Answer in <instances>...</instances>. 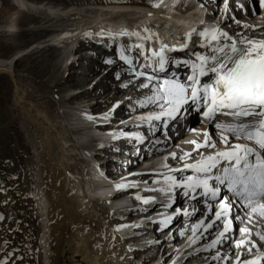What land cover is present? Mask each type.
<instances>
[{"label":"snow or ice","instance_id":"1","mask_svg":"<svg viewBox=\"0 0 264 264\" xmlns=\"http://www.w3.org/2000/svg\"><path fill=\"white\" fill-rule=\"evenodd\" d=\"M200 6L206 11L216 10L218 19L227 23L192 29L178 44L171 46L148 28L143 33L120 29L115 33L101 30L96 35H107L109 48L113 47V37L127 36L130 40L136 37L137 41H143L126 45L115 43L114 56L122 63L113 67L112 58L103 61L111 69L110 74L119 88L138 85L141 91L148 93L136 99L135 103L129 98L134 108L152 109L147 115L137 116L138 121L147 124L148 133L126 131L121 133L122 136L134 137L141 147L152 141L146 149L151 151L167 143L169 129L174 125L179 127L189 111L199 112L203 122L217 130L214 136L208 129H201L202 136L185 141L200 150L196 153L201 157L199 160L193 157L191 162H185L190 150L179 154L175 151L167 153L165 159L171 158L175 164L163 165L167 175L163 172L155 174L165 182L164 187L149 189L166 196L160 207L168 210L164 219L153 221L151 217L147 218L156 225L154 230H167L175 218L189 215L187 207H175L173 197L183 195L186 200L202 204L204 210L198 213L195 207L192 209L200 218L192 217L195 219L191 225L193 235L188 237L191 245L214 252L212 259L217 264H264V202H256L257 198L264 201V38L245 35V29L252 31L256 26L243 19L245 15L264 17V0H207V3L201 0ZM233 24L236 28L231 27ZM133 49L136 50L135 64L134 57L128 54ZM169 50L182 52L183 56L169 58ZM181 68L184 69L183 75L178 71ZM170 69L173 70L171 76ZM124 76L129 77L127 85L120 83ZM121 103L120 100L112 103L103 118L108 119ZM221 117L227 120L221 121ZM87 118L94 117L88 115ZM189 131L197 130L189 128ZM158 132L163 133V140L156 135ZM253 157L255 162H252ZM189 170L192 174L185 175ZM151 182L155 184L157 180ZM133 183H117L116 188L131 187ZM222 186L240 197L239 202L246 210L250 209L252 214L259 212V218L253 222L247 211L244 217L239 210L234 214L235 204L231 198L220 197ZM5 191L0 186V193ZM135 199L142 205L156 203L153 196L136 195ZM141 210L147 211V208ZM205 212H210L206 219ZM4 219L0 213V221ZM237 222L243 235L230 237V226ZM198 228L203 231L198 233ZM178 231L183 237L184 228ZM168 235L173 236L174 233L169 230ZM152 242L148 241L149 244ZM155 242L160 243L159 240ZM226 242L231 246V252L221 251ZM9 258L17 259L14 252L5 251L0 264H12ZM161 264L169 262L162 261ZM171 264H176V261L172 259Z\"/></svg>","mask_w":264,"mask_h":264},{"label":"rangeland","instance_id":"2","mask_svg":"<svg viewBox=\"0 0 264 264\" xmlns=\"http://www.w3.org/2000/svg\"><path fill=\"white\" fill-rule=\"evenodd\" d=\"M15 1L16 0H0V59H10L21 49H24L25 51L23 55H20L19 57H17V59L13 61L10 67L6 66L8 64L0 62L1 70H8L13 74V77H11L8 74L0 73V186H3V188L5 189V183L7 180L10 179L9 172L12 168H16L17 172L19 173H17V176L20 179V182H22L24 177L22 174L25 172L26 169L24 161H28L31 181V187L29 189L31 199L30 213L32 219L42 225V229L39 232L36 228H34V243L36 249L41 252L40 255L42 264H49L47 258V235L49 232L47 226L48 223H46L47 211L43 214L44 207L41 206L43 198L40 199V195H42L44 185L48 181V169L42 168L43 162L40 160L45 149L43 143L44 134L42 135V129L39 128L38 125L32 123L30 118L22 112V109L17 103L15 84L17 85V93L21 95L25 100L24 103L23 101H21V105L27 107V104L31 105L34 102V105L39 106L43 110V113L48 116L50 115L49 118L53 123V126L57 128L58 131L62 132L64 138H68L66 140V146L64 147V153L66 155L65 157L67 161H69L70 166L72 165L71 167L75 170L74 174H77V168H81L80 170H86L87 165H83V160L80 159L81 157L79 155L82 153L80 150L81 148L76 146V142L74 141V138L72 136L73 132L76 130V125L73 123V120L68 119L67 113L71 112V110H74V107L76 106H80V111H87V108L90 107L89 104L91 103L92 98L99 99V104H97L96 106H98L99 108H105L108 106L111 99L118 97L120 101L122 100L125 103V105L124 103H122L116 109L117 112H115L118 115H123L129 111V107L133 106V104L129 103V98H131L133 103H135L136 99L143 97L148 93L146 91H141L138 85L135 88L131 85H128L123 89L119 88L117 82L110 74L111 69L106 67L103 62L104 59L112 58L113 67H115L117 64H121L122 62H120L118 58L114 56L115 43L124 45L125 42H131L135 44L137 43V41L134 40L136 37H132L131 40H128V37L124 36L126 40L122 42L120 40L117 41L114 38L115 40H113L112 48H108L107 43L110 39L108 36H103L102 38L103 40H105L104 42L106 44L99 43L94 44L95 46L87 45L92 42L91 39H98L99 36H97L96 33H99L100 30H103L102 27H98L99 22H101V20L104 18L115 16L119 12H114L107 8L105 10L111 12L98 10L94 11V9L88 7L89 5H96L97 7L98 4L93 0H90L89 2L88 0H47L56 3L60 6L65 4L66 6H70L69 11L71 15L69 14V16L67 17L66 15H61L58 18L46 21L44 24H41L38 22L39 19L36 18L34 15L32 16L28 14L27 11L25 12V10L16 7L13 3ZM187 1L188 2L186 3L192 4L195 0ZM71 7L75 9L71 10ZM102 7L105 8L107 6ZM131 9L133 8H128V10H126L127 12H125L124 14L125 21L128 22V24H133L136 22L138 23L139 19L141 18V14L139 13V10L136 12V10ZM182 12L183 8L178 6L176 8V13L180 14ZM52 17L53 16H51V18ZM126 19H131V21ZM141 26L142 25L135 26L133 24V27L130 30H135L136 28L145 29L144 26ZM63 27L67 29L69 28L70 30L74 29L76 32L79 33H77L73 37L66 38V40L63 39L62 41H60V43L54 44L55 46L53 44H49V46H37L38 42L36 43V41H39V39L41 40L45 36H50L53 32H55V30H61L63 29ZM162 27L163 25L161 26V28ZM111 30L114 31L115 29ZM103 32L107 33L109 31L105 30ZM86 34L89 36L88 38L85 36ZM244 34H249L251 36H254L256 39H260L259 36L264 34V26L260 27L259 29H254L252 31H246L244 32ZM162 38L163 42H165L167 39L164 38V36ZM33 42L34 44H32ZM32 46L34 47V49ZM25 48L27 50H25ZM28 50L31 51L27 52ZM83 50H86V52ZM134 50L135 49H133L132 53L128 54L134 57L133 63L135 64L137 63V61L135 60L136 50ZM82 53H86V57ZM77 55H80L78 60L74 59L75 57H77ZM83 57H85V59ZM72 59L76 60L74 61L75 64H71L73 62ZM70 60H72V62ZM90 69L94 70V73L87 74ZM70 73L72 75L71 77H68ZM82 75L84 77H87L86 79H83L84 83L80 85L76 84L75 82H77L78 77L84 78ZM104 76H106V78L103 80V82L101 84L96 85V82L100 81ZM128 80L129 77L124 76L122 77L120 83H125L127 85ZM83 88L90 89L91 92L85 93L84 97L82 95L79 97V99L73 102V99L67 100V97H70L71 95L77 93L79 90H84ZM75 89H78V91H73ZM98 117L100 118V116ZM10 121L12 126L9 127L10 132L9 130H3L5 125H9L7 122ZM44 123L46 124L45 121ZM14 131H17V136L21 141L20 146L17 147H14V145H10L11 143L9 142V137L13 134ZM110 134L114 135L117 133L114 129H112L104 134H95L96 136L90 137V139L92 140V143L96 145L97 140L95 139V137H109ZM157 134H160V132ZM54 138L57 150L60 155V147H58L60 146V139L56 135ZM184 145L186 146L180 147H182L183 150L187 151L189 145L187 143H184ZM4 146H6L5 149ZM118 147L120 149L127 150L129 146L126 147L124 143H119ZM108 152L107 155L110 154V151ZM116 155L114 156L118 159H121L122 161H128L123 165L120 163H114V165H116L117 167L121 166L128 170L132 168V166L136 165L137 159L142 157L139 156L140 154L137 157H130L126 151L117 152ZM127 166L131 167L128 168ZM109 168L111 169L112 166H110ZM43 174L46 176H44ZM104 184H106V182H104ZM5 192L0 193V213H2L5 217L4 220L0 221V249L2 248V246H4L5 242L10 240L9 236L12 231V229L9 228V223L6 225V220L10 213L9 208L11 209V207L9 204L10 200L8 198L7 192ZM77 194L82 197L80 199L83 200L80 204L81 208L84 211L83 214L89 215L91 218H88V220L92 221L93 223H96L100 227V231L102 234L101 239L105 240L106 247L110 250L109 256H111L110 258L112 259H109L113 264H140V262H138L139 257L137 256L134 258L132 256V252L136 249L135 248L133 250V247L136 246V243L138 241L148 240V237L150 238V236L152 238L154 237V240L151 243L152 245L149 244L148 248H142V252L144 250L145 252L141 253V256L149 255L153 258L156 257L155 262L160 263L162 262L164 256H167V254L169 253L172 255L177 251H175L174 244H176L177 249H179V245L182 240L180 239L178 240L179 242L176 241L178 243H173L174 241H171L166 233L169 228L161 232L160 234L152 230H149L144 234L138 233V235L133 232L134 234H132L134 236H137H133L135 240L132 237L129 238V236L124 237L122 235L118 236V234L114 235V232L112 230V224L114 223L113 220L115 214H112L110 210H108V207H106V204L103 202V200H98L96 198L91 199L89 197L83 198L82 193L78 192ZM160 194L159 196L163 197V193ZM49 205L50 204L48 203V206ZM156 208L160 209V207H155L150 211L154 212ZM123 210L125 211V209H119V211L121 212H124ZM176 220L177 219H174L173 224H176ZM85 226H88V223H86ZM139 226H146V224H142ZM132 228L133 227L131 226L129 229H131L132 231ZM86 229L87 227H85V230ZM179 229L175 230L176 234L179 233V231L177 232V230ZM176 234H174L172 237H174ZM103 240L101 242H103ZM156 240H159L160 243H156ZM129 246H131V248ZM226 247L229 246L226 245ZM187 248L180 250V252H178V255L189 257V259H187L185 262H176V264H217V261H214L212 259V256L215 254L214 252L209 253L207 251L202 250L196 253L188 254L190 250ZM221 251L223 252V249H221ZM186 254L188 255L186 256ZM172 256H169L168 259H170ZM2 258H4V256H2Z\"/></svg>","mask_w":264,"mask_h":264},{"label":"bare ground","instance_id":"3","mask_svg":"<svg viewBox=\"0 0 264 264\" xmlns=\"http://www.w3.org/2000/svg\"><path fill=\"white\" fill-rule=\"evenodd\" d=\"M80 1H82V0H80ZM83 1H85V0H83ZM89 1L90 0H88V2ZM93 1L98 4L97 7H96V5H89L88 7L91 9H94V11H97V10L98 11H108V10H105L107 8L111 11L119 12V14H117V15L121 18L120 20L122 22H110L111 17L104 18V20H106V21L101 23V25H102L101 27L104 28L103 31H105L107 28L116 30L119 27L118 25L127 26L128 22L125 21V18H124L125 12H123V10H128V8H133L134 10L135 9L140 10L139 13L141 14V18L139 19V22L138 23L136 22L133 24L135 26L136 25H138V26L142 25L145 28L150 29L152 32H154L156 35H158L160 38H162L164 36V38H167L164 43H166L168 41L170 42V39H171L170 31L175 30L177 33L183 34L184 31H187L188 29L190 30L189 27L193 28V26L196 25L195 21L198 18L197 13H194V14L192 13V15L189 17L185 16L187 14H183V13L177 14L173 10V7H172L174 2H176L175 0H173L172 2L169 0H150L152 2V5H149V6H147V5L145 6L143 1H136V0H93ZM13 3L16 7H19L22 10H25V12L27 11L28 14H30L32 16L34 15L36 18H38L39 19L38 22L41 24H44L46 21L58 18L61 15H66V17H67L70 14V11H69L70 6H66V4L60 6L56 3H53V2H50L47 0H16ZM82 3H84V2H82ZM99 4H107V5H101L100 6ZM141 4H143V5H141ZM153 5H156V6L154 7ZM102 6H107V7L103 8ZM191 6L192 5L189 4L188 8H190ZM72 9H75V8L71 7V10ZM194 10L201 11L203 9L195 8ZM111 11H108V12H111ZM190 14H191V12L188 13V15H190ZM51 16H53V17L51 18ZM254 18L255 17H252V19H254ZM262 18L263 17H258L257 19H255V21L262 23V21L264 20ZM101 21H103V19ZM151 21H154V23L152 24ZM159 23L160 24L162 23L161 24V25H163L162 28L159 27L160 26ZM247 23H248V21H247ZM152 25H154V27H152ZM181 26H182V28H181ZM131 28L132 27H128V30L131 31L130 30ZM170 29H172V30H170ZM159 32H161V33H159ZM70 35H72V33L69 31V28L67 29V28L63 27V29H61V30H58V31L55 30V32H53L50 36H45L41 40L39 39V41H36V43L38 42L37 46H39V47L45 46V45L49 46V44L54 45V44L60 43V41H62L63 39L70 37ZM165 36H167V37H165ZM161 40L163 42V38ZM176 42H178V41H176ZM99 43H101V41L98 40L97 42H95L93 40L92 42H90L87 45L88 46H90V45L95 46L94 44H99ZM127 43H129V42H125L124 45H126ZM32 44H34V42ZM107 45H108V43H107ZM33 49H34V47H33ZM89 49H91V48H89ZM25 50H27V49L25 48ZM29 51H31V50H28L27 52H29ZM24 53H25L24 49H21L14 56H12L10 59H5V60L0 59V62L8 64L6 66L10 67L11 64L13 63V61L15 59H17V57H19L20 55H23ZM73 63H74V61L71 64H73ZM72 66H74V65H72ZM0 73H5V74H8L11 77H13V74L11 72H9L8 70L3 71L0 69ZM91 73H94V70L90 69L87 72V74H91ZM71 75L72 74L70 73L68 75V77L69 76L71 77ZM86 78L87 77H84V78L78 77L77 82H75V83L80 85V84L84 83L83 79H86ZM105 78H106V76H104L100 81L96 82V85L101 84ZM15 86H16L15 93H16L17 103L20 106V108L22 109V112L30 118L32 123L38 125L39 128H41L43 131V132H41L42 135L44 134V139H43L44 142L43 143H44L45 149H44L43 155L41 156L40 160L43 162L42 168L48 169L47 170L48 181L44 185V188L42 190L43 192L41 191L42 195H40L41 196L40 199L43 198L42 202H41L42 203L41 206L44 207L43 208V214H44V212L47 211L46 223H48L47 226L49 229V232L47 235V237H48V239H47L48 263L49 264H111L112 262L110 261V259H112V258H110L111 256H109L110 250L106 247L105 240L101 239V237H102V234L100 231L101 229L96 223H93L92 221L88 220V218H91L89 215L83 214L84 211L80 206V204L82 203L83 200L80 199L82 197H80L77 193L78 192L82 193L83 198L89 197L91 199L96 198L98 200H103L104 203L108 204V206H110L112 208H115L119 205H122L124 199L128 198V197H123V198H120L119 200L109 199V196L113 193L115 188L112 189V188L108 187L107 184H104V182L107 183V181H104L98 175L100 170L96 169L92 166V163H96L97 159H98V158L94 157V155H93L95 150L98 148V146L108 143L109 139L114 138V136L118 135L119 132L117 130H115L117 134H114V135L110 134L109 137H105V136L104 137L103 136L95 137L97 142H96V145H94L92 143V140L90 139V137H94L96 135L107 133V132L97 131L94 127V123L96 121H100V122L104 121L105 118H103V115L102 116L98 115V116H100V118H99L98 116L91 114V111L88 110L89 108L91 109V105L94 107V109L99 108L98 106H96L97 104H99V102H98L99 99L92 98L91 103L89 104L90 107L87 108V111L84 110L86 112L80 111L81 110V109H79L80 106L79 107L73 106L75 109L71 110V112L67 113L68 119L73 120V123L76 125V130L74 129L75 131L73 132L72 136L74 138V141L76 142L75 143L76 146L81 148V149L80 148L79 149L81 150L82 153L80 155L79 154L78 155L81 157L80 159L83 160L82 161L83 165H87L86 167L88 168V169L86 168V170L85 169L80 170L81 168H77L78 172L76 171L77 174H74L75 170H74V168L71 167L72 165L70 166L69 161H67V159L65 157L66 155L64 153V147L66 146V142H67L66 140L68 138L67 137H66L67 139L64 138V136L62 135V132L58 131L57 128H55L53 126V123L51 122V120L49 118L50 115L48 116L45 113H43V110L39 106L34 105V102H33V104L30 103L31 105L27 104V107L21 105V103H22L21 101H23V103H24L25 100L21 95H19L17 93V91H18L17 85L15 84ZM89 92H91L90 89H84V90L78 91L77 93L71 95L70 97H67V100L76 99V97L79 98L82 95L84 97V94L89 93ZM116 109H115V111H116ZM116 112L113 113V114H115V116L118 115ZM88 115L93 116L94 117L93 120L88 119L87 118ZM96 117H98V118H96ZM123 117H125V116H121V118H123ZM220 119H221V121L227 120V118H225V117H221ZM44 121L46 122V124L44 123ZM107 121L109 122V125L104 127V128L111 127L112 121H110L109 119ZM7 123L9 125H5L3 130H5V131L9 130V132H10L9 127H12L11 121L7 122ZM129 123H131V122H129ZM198 124H199L198 129L199 128L205 129V127L208 126L207 128H208L210 134L215 136V133L217 130L214 127H210L209 124L204 123L202 119H201V122H199ZM125 126H126V124L123 126H118V127L120 129L127 130L126 128H129V127H125ZM63 134H65V133H63ZM55 135L60 139V146H58V147H60V150H59L61 153L60 155H59V152L57 150V147H56V144L54 141ZM198 136H200L199 130L195 131L193 135H190V136H187V137L181 139L180 142L177 144V148L183 149L182 147L186 146V145H184L185 141H191L193 139H197ZM117 141L128 143V144L134 143V140L129 139V138L124 139V136L122 138H115L114 139V142H117ZM9 142L11 143L10 145H14V147L20 146L21 141L17 136V131H14L13 134L9 137ZM57 142H58V140H57ZM4 144H5V142H4ZM180 146H182V147H180ZM5 147L6 146H4V149H5ZM133 147H134V145H133ZM177 148H175L173 151H175ZM189 148H190V146L188 147L187 151L189 150ZM134 149H135V147H134ZM108 151H110V154H108V156L103 158V162L105 165H106V162H113V165H114V163L115 164L120 163L123 165L128 161L127 160L126 162H121L120 159H118L117 157L114 156V155H116L117 152L123 151L122 149H118V148L111 146V147H107V148H105V150H103V152H106V153ZM112 153H113V158L111 157ZM152 153H153V150L148 151V152L142 151L140 153V155L138 154L139 156H142V157L137 159L136 161L137 162L139 161L138 163L143 162ZM127 154L130 157L131 156H135V157L138 156V155L132 154L130 152H127ZM166 156L167 155L156 156V157L153 156L149 162H146L145 165L150 164V167H152L153 169H159L162 167L163 164H165V162H166L165 157ZM137 162H136V164H137ZM24 165H25L26 169H25V172L22 174L24 176L22 182H20V179L17 176L19 173L17 172L16 168H12L11 171L9 172V176H10L9 178L10 179L7 180L5 183V189L7 190L6 192H7L8 198L11 202V203L9 202L11 209L9 208L10 213L7 217L6 225L9 223V228L12 229V231H11L10 236H9L10 240L7 241L8 242L7 244L4 243V246H2V248L0 249L1 250L0 258H2V256H4L5 251H12L15 253V256L17 257V259L9 258L10 260H12V264H42L41 255H40L41 252L39 250H37L35 247V243H34L35 234L33 232L34 228H36L39 232L42 229V225H40L39 222H37V221L35 222L32 219V216L30 213V211H31V202H30L31 199H30L29 189L31 187L30 186L31 181H30V174H29V164H28L27 160L24 161ZM105 165H103V166H105ZM14 167H16V166H14ZM81 167H82V165H81ZM107 167L108 166H106L108 175L110 177H114L116 172H118V167L117 166H116V168L112 167L111 169L109 168L110 166L108 168ZM114 167H115V165H114ZM127 167L130 168L131 166H127ZM120 168H123V167L120 166ZM144 168H146V166H144ZM40 170H43V169H40ZM98 170H99V172H98ZM21 171H23V170H21ZM43 175H42V177H43ZM44 176H46V175H44ZM157 181H159V180H157ZM102 182L104 185L102 184ZM120 182H121V184H124L127 181L121 180ZM159 188H162V187H158V189ZM148 191H150V190L142 189V192H148ZM160 193L161 192H159V191L154 192V194L156 196H158V199H159L158 202L159 203H161L163 201V199H165L164 194H163V197L159 196ZM160 195H162V194H160ZM239 199H240V197H239ZM181 200H182V195H178L174 198L175 202H179ZM261 202H264V201L260 200L257 204H259ZM48 203L50 204L49 206H48ZM159 206H160L159 204L154 203V204L148 205L147 207H145V206L141 207L140 209H138L139 210L138 211L139 216L136 215L137 214L136 212H132L131 214L133 216L128 217L127 219H122L120 224H117V223L114 224L112 222L113 223L112 224V230L114 232V235L118 234V236L119 235L124 236L126 234L125 236H129V238L130 237L134 238L136 235H138V233L144 234L149 230L155 231L154 229H155L156 225L154 223H150L152 225L146 224V226H139L137 228H134L132 231L129 228L131 226H133L135 223H138V218H148V217L153 218V217H155L154 216L155 213L149 214V213L153 212L150 210L155 208V207H159ZM110 207L108 208V210L111 211L112 209ZM142 208H147V211H142L141 210ZM119 209H124V208L120 207V208H118V210ZM156 210H157V208H156ZM160 211L162 212V214H164V213L166 214L168 212L167 209H163V208H161L159 210V212ZM133 213H136V214H133ZM156 216L159 217L158 215H156ZM9 217H11V219H9ZM164 218L165 217L162 216V217H160V220L164 219ZM131 221H133V222H131ZM86 223H88V226H85ZM192 223H194V222H192ZM117 225H125V227L117 228L116 227ZM85 227H87L86 230H85ZM189 228L191 229V226H189ZM7 230H8V228H7ZM115 230H117L118 233L115 232ZM129 231H131V232L129 233ZM163 231H165V230H163ZM163 231H161V232H163ZM133 232L136 233L135 236L133 235L134 234ZM155 232H157V231H155ZM161 232H157V233L160 234ZM177 232H178V230H177ZM2 233H3V231H2ZM174 234H176V233H174ZM179 237H180V234L177 233L172 239L174 240L175 238L177 239ZM129 238H128V240H129ZM3 240H4V238H3ZM102 240H103V242H101ZM134 240H135V238H134ZM149 240L153 241L154 237L152 238L150 236V238L148 237V240L138 241L136 243V245L142 244L141 246H144L143 248H145V247L148 248L149 247V243H148ZM200 243L202 244V241ZM226 243L221 248H224L226 246ZM131 245H133V244H131ZM150 245H152V244H150ZM187 246H189L187 249L193 250L199 245H191L190 242L188 241V238H187L184 242H182V241L180 242L179 249H177V251L173 254L171 259H168V257L171 255L169 253V254H167V256H164V258L162 257L163 258L162 261H167V259H168L169 264H171L172 259H174L178 263L185 262L187 259H189V257H184L183 255L178 256V254H179L178 252H180V250H182V249H185ZM133 250L134 251L132 252V256L134 258L138 256L139 261L138 260L137 261L140 262V264H161V262L160 263L155 262L156 257L153 258L152 256L150 257L149 255H147V256L142 255L141 256L140 254L145 252V250L142 252V250L137 249V247H133ZM225 251H228V249L225 248ZM132 261H133V259H132Z\"/></svg>","mask_w":264,"mask_h":264}]
</instances>
